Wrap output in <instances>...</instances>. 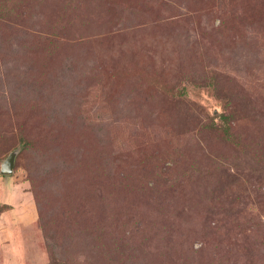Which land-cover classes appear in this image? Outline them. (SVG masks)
Masks as SVG:
<instances>
[{
  "label": "rangeland",
  "instance_id": "1",
  "mask_svg": "<svg viewBox=\"0 0 264 264\" xmlns=\"http://www.w3.org/2000/svg\"><path fill=\"white\" fill-rule=\"evenodd\" d=\"M14 151L0 264H264V0H0Z\"/></svg>",
  "mask_w": 264,
  "mask_h": 264
},
{
  "label": "water",
  "instance_id": "2",
  "mask_svg": "<svg viewBox=\"0 0 264 264\" xmlns=\"http://www.w3.org/2000/svg\"><path fill=\"white\" fill-rule=\"evenodd\" d=\"M16 154L17 151L10 153L7 158L1 162L0 175L6 176L13 173Z\"/></svg>",
  "mask_w": 264,
  "mask_h": 264
},
{
  "label": "trees",
  "instance_id": "3",
  "mask_svg": "<svg viewBox=\"0 0 264 264\" xmlns=\"http://www.w3.org/2000/svg\"><path fill=\"white\" fill-rule=\"evenodd\" d=\"M220 119L222 120L223 126H226L227 125V116L220 115ZM226 133H227V131H226Z\"/></svg>",
  "mask_w": 264,
  "mask_h": 264
}]
</instances>
